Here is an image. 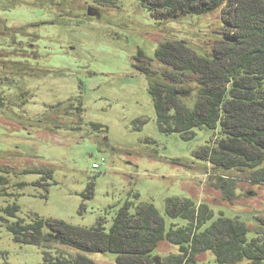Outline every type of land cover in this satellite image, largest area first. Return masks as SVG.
Listing matches in <instances>:
<instances>
[{"label":"rangeland","instance_id":"rangeland-1","mask_svg":"<svg viewBox=\"0 0 264 264\" xmlns=\"http://www.w3.org/2000/svg\"><path fill=\"white\" fill-rule=\"evenodd\" d=\"M223 8L156 20L137 0L103 6L94 0H0V50L12 53L0 61H22L34 74L18 79L9 63L0 66V177L6 180L0 189L6 194L0 197V264H43V252L52 257L82 254L93 264H115L110 253L16 243L7 229L15 217L23 222L33 216L52 218L79 227L104 217L108 227L130 199L152 203L168 227L183 223L165 215V200L171 197L205 203L215 216L221 212L251 225L255 216L264 217V185L250 184L234 170H214L192 156L213 145L219 126L216 131L195 129L189 140L161 133L147 79L133 66L139 50L153 58L166 41H180L198 53L210 50L223 31ZM151 64L158 74L167 69ZM78 103L80 113L73 109ZM91 122L105 131H93ZM36 170L51 171V179L32 172ZM218 178L233 180L229 200L216 187ZM91 183L92 196L82 198ZM12 204L17 212L11 218L4 208ZM177 250L161 242L152 257L162 259ZM195 259L213 264L209 252Z\"/></svg>","mask_w":264,"mask_h":264},{"label":"trees","instance_id":"trees-1","mask_svg":"<svg viewBox=\"0 0 264 264\" xmlns=\"http://www.w3.org/2000/svg\"><path fill=\"white\" fill-rule=\"evenodd\" d=\"M94 1L103 6L114 0ZM137 1L156 20L199 16L224 7L223 31L210 50L198 53L180 41H166L158 45L153 58L139 50L133 66L147 79V94L161 133H178L182 139L189 140L195 129L216 131L219 126L213 145L198 148L192 156L209 163L214 170H234L243 174L250 184L264 185L263 1ZM11 54L0 50V58ZM153 61L167 69L158 74L151 69ZM8 63L10 72L18 79L34 75L29 71L30 65L16 59L7 63L0 61V66ZM73 109L82 112L79 103ZM89 125L93 131H105L102 124L91 122ZM32 172L51 179V171ZM218 181L221 184L216 187L229 200L234 195L233 180L218 178ZM4 185L6 180L0 177V189ZM4 196L0 190V197ZM81 196L84 199L92 196V183ZM133 198L137 200L138 195L134 194ZM164 211L169 219L183 223H170L167 227L152 203H135L130 199L118 208L108 227L104 217L90 227L37 216L23 222L15 217V204L4 208L7 217H15L7 229L19 244L44 248L54 243L81 253H110L115 255V264H198L195 257L204 252L211 254L213 264L243 261L264 264V217L255 216L251 225L221 212L215 216L207 204L179 197L167 198ZM161 242L177 246V253L162 259L152 257ZM42 257L43 264H93L82 254L52 257L43 252Z\"/></svg>","mask_w":264,"mask_h":264},{"label":"built area","instance_id":"built-area-1","mask_svg":"<svg viewBox=\"0 0 264 264\" xmlns=\"http://www.w3.org/2000/svg\"><path fill=\"white\" fill-rule=\"evenodd\" d=\"M93 169H97V168H99V165L98 164H92V166H91Z\"/></svg>","mask_w":264,"mask_h":264}]
</instances>
